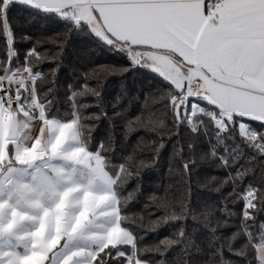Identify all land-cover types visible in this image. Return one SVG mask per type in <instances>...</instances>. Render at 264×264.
<instances>
[{"label":"trees","instance_id":"16d2710c","mask_svg":"<svg viewBox=\"0 0 264 264\" xmlns=\"http://www.w3.org/2000/svg\"><path fill=\"white\" fill-rule=\"evenodd\" d=\"M19 15L9 13L14 45L0 34L1 100L8 69L37 75L10 85L21 109L32 119L39 105L44 117L78 118L84 145L115 177L121 225L133 234L134 245L105 247L93 264H126L131 252L150 264H258L264 128L254 120L233 123L210 102L198 101L197 113L174 114L181 103L170 82L151 68L128 67L127 51L85 19L87 27L74 26L37 7L22 22Z\"/></svg>","mask_w":264,"mask_h":264},{"label":"crops","instance_id":"0c3cea01","mask_svg":"<svg viewBox=\"0 0 264 264\" xmlns=\"http://www.w3.org/2000/svg\"><path fill=\"white\" fill-rule=\"evenodd\" d=\"M59 2L60 0H27V3L45 12H49L45 9ZM71 2L79 7V19H85L90 25L93 22L95 25L92 24L91 27L94 31L112 42L136 49L138 63L143 62L144 67L149 69L147 57L153 53L143 47L133 46L147 44L159 46L170 39L169 33L179 35L176 28L180 25L177 23L173 27L176 16L174 10L168 6L170 0H71ZM248 24L250 27L245 29V38L230 41L232 50L220 61L224 75L219 76V79L224 83L214 82L198 69H186L188 75L185 76L175 65L165 64L161 60L163 70L181 83L184 79L194 81L199 88L198 95L216 105L218 109H222L224 116L232 117V113H238L246 118L264 119V16H250ZM213 75H219V69ZM196 76L202 77L203 83H198L195 80ZM204 88L207 89V95L200 91ZM39 108L38 116L32 119L20 105L8 107L0 98V175L9 171L11 165L16 162L14 161L16 152L31 155L36 161L44 157L47 160L44 167L49 170L56 182L57 180L65 182L61 175L68 169L78 175L86 174L87 181L80 183L82 189L77 191L79 196H86L93 201L96 189L100 190L104 185L110 187L113 181L109 176L111 173L105 167L104 158L98 152L89 151L84 145L77 117L66 121L56 117L47 118L44 117L40 105ZM31 169L33 168H28L30 174ZM14 181L15 178L11 177V181L5 185L11 188ZM19 185H25L27 189L32 188L30 179L27 183ZM77 191L64 198L67 200ZM64 198L59 197L58 200ZM34 201L36 198L32 203ZM8 202L10 205L7 218L12 221L16 203ZM99 205L101 206V203ZM15 248L0 246V256L4 257L5 264H17Z\"/></svg>","mask_w":264,"mask_h":264},{"label":"rangeland","instance_id":"374dc122","mask_svg":"<svg viewBox=\"0 0 264 264\" xmlns=\"http://www.w3.org/2000/svg\"><path fill=\"white\" fill-rule=\"evenodd\" d=\"M10 72L6 71L4 79ZM24 75L22 82L14 84L16 87L27 80L28 75ZM199 106L191 113H197ZM14 161L9 171L0 175V246L16 247L17 264H45V260L47 264H93L98 252L112 243L134 245L132 232L120 223L113 175H109L113 178L111 186L96 189L91 201L79 196L77 191L82 189L80 183L87 181L86 174L78 175L68 169L61 175L65 182H56L44 167L47 164L44 157L36 161L31 155L16 152ZM29 167L33 168L31 174ZM11 177L15 181L9 188L5 183ZM28 179L31 189L19 185ZM76 191L67 200L64 198ZM59 197L64 199L58 200ZM250 197L247 195V204L252 200ZM34 198L36 201L32 203ZM8 201L16 203L12 221L7 218ZM257 253L258 264H264V238L258 244ZM127 257L126 264H150L134 252Z\"/></svg>","mask_w":264,"mask_h":264},{"label":"snow or ice","instance_id":"6c2138e0","mask_svg":"<svg viewBox=\"0 0 264 264\" xmlns=\"http://www.w3.org/2000/svg\"><path fill=\"white\" fill-rule=\"evenodd\" d=\"M168 6L174 10L176 16L173 27L177 23L180 25L176 28L179 35L169 33L170 39L159 46L147 44L143 46L134 45L133 47H143L153 53L147 57L150 64L148 67L170 82L173 88L169 91L177 99L184 96L185 90L189 87V81L184 79L181 83L180 80L169 76L163 70L161 60L165 64L175 65L185 76L188 75L186 69H198L205 77L214 82L224 83L223 80L219 79V76L224 75L223 68H220V61L232 50L229 42L245 38V29L250 27L248 24L250 16H264V0H170ZM33 7L34 5L27 3V0H0V34L4 35L6 44L9 43V34L12 37L11 44L14 45L15 43L13 22L9 13L18 10L20 13L18 20L22 22L25 19L24 13ZM45 10L56 11L61 20L68 21L74 26L83 24L87 27L84 20L78 19L79 7L74 5L71 0H60L58 4ZM93 12L95 13V9ZM24 35L27 36L28 33L25 32ZM70 42L81 47L86 43L76 39L71 34ZM107 43L112 47L111 41ZM32 51V47L28 48L25 52V58ZM115 51L120 52L121 50L116 48ZM124 55L131 61L128 67L133 65L145 66L143 62L136 63L131 56H128L127 52ZM218 69L219 75H213ZM195 80L198 83H203L200 76H196ZM194 91L196 90L194 89ZM200 91H203L205 95L208 94L206 88L200 89ZM198 101L208 103L199 95L189 94L174 114H179L180 110L183 109V115L186 116L190 109L195 111V107L199 106ZM211 108L218 114H223V110L218 109L216 105H211ZM232 119L233 123L237 119L242 122L254 120L255 123L262 126L261 128H264V119L246 118L238 113H232ZM225 122H227L226 118ZM184 166L187 168V163ZM190 195L189 191V198ZM0 264H5L3 256H0ZM45 264H47L46 260Z\"/></svg>","mask_w":264,"mask_h":264},{"label":"built area","instance_id":"2783aa9c","mask_svg":"<svg viewBox=\"0 0 264 264\" xmlns=\"http://www.w3.org/2000/svg\"><path fill=\"white\" fill-rule=\"evenodd\" d=\"M79 19V17H78ZM116 46H119V47H123L127 52H128V55L131 56L134 61L137 63V50L136 49H133L131 48L130 46H125L123 44H117L115 42H113ZM24 74L28 75V78L31 79V80H35L37 78V75H34L32 73H27L25 71H12L10 73H8L6 75V78L4 79V89L6 90V95H5V104L8 105V107H17L19 106V100H18V97L16 96V94H14L11 90H10V85L13 83V84H16L18 82H22L24 80ZM17 85V84H16ZM194 89L196 91H194ZM199 93V88L198 86L195 84L194 81L192 82H189V87L185 90V93H184V96H181L180 98H175L174 99L176 100V102L179 104V103H182L185 98L191 94V95H198ZM252 198L250 197L249 200H251Z\"/></svg>","mask_w":264,"mask_h":264}]
</instances>
